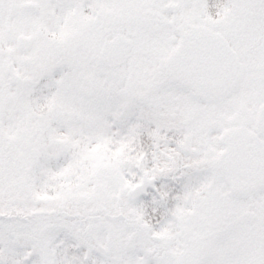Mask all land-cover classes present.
Wrapping results in <instances>:
<instances>
[{
  "label": "snow or ice",
  "instance_id": "6c2138e0",
  "mask_svg": "<svg viewBox=\"0 0 264 264\" xmlns=\"http://www.w3.org/2000/svg\"><path fill=\"white\" fill-rule=\"evenodd\" d=\"M0 264H264V0H0Z\"/></svg>",
  "mask_w": 264,
  "mask_h": 264
}]
</instances>
